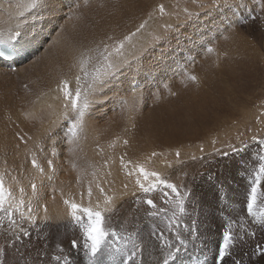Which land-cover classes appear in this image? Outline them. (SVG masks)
Instances as JSON below:
<instances>
[{"label":"rangeland","instance_id":"374dc122","mask_svg":"<svg viewBox=\"0 0 264 264\" xmlns=\"http://www.w3.org/2000/svg\"><path fill=\"white\" fill-rule=\"evenodd\" d=\"M12 1H14V3H16V4L18 2H23V0H21V1L20 0H12ZM12 1L11 0H10V2H9V0H3V1L1 0L0 1V20L5 19L4 17H9L11 12H12L11 15H14V13L18 12V10L15 9L16 4H13V3L11 4ZM69 1H70V3L66 6V9L69 12H70L69 9H71L73 12V9L75 8L76 2H75V0H73V1L69 0ZM80 1H81L80 4L84 3V0H80ZM92 1L93 0H89V3L87 6H91ZM116 1L117 0H115V2H114V0H102V2H112L113 4L119 5V7H120L119 11L125 15L124 18L121 19V20H123V21H121V23L126 22L125 24H127V25H125V24L123 25V23L121 24L120 22H119V24H117V22H114L113 20H110L109 22L106 21L105 22L106 25L104 24L103 25L104 27L102 26V30H103L102 33L105 36H103L101 33V35H102L101 39H105L106 36H108V35L119 37L123 33L124 34L127 33L126 31H128V32L130 30L133 31L134 27L136 29V27L143 21V19L144 20L148 19V13L149 12L153 11L152 13H153V16H156L155 17L156 20L153 19L154 17L152 16V19L154 22V25H152L153 24V23H151L152 19H148L149 24L146 25L145 29L141 30V32H140L141 34L137 33L136 37L133 38V43L137 45V48L135 50L130 48L131 50L129 49V54H131L133 51H138L140 49V47H142V46L148 48V51L145 52L141 56V58L139 60L140 63L133 61L131 65L133 67L135 66L134 69L132 66L125 68V70H124L125 75L120 77L119 82L113 83V85H115V84L116 85L114 87H113V85H111L112 86V87L110 86V89L112 88L111 90L105 89L107 92L104 91V95H106L107 93L110 94V96H109L110 99H108L106 101L107 104L105 103L106 108L104 107V105H103L104 103H103L102 105L96 104V105H94V107H92L91 110L93 112L96 111L95 113H97L98 111H100L97 114H94V113L90 114L91 113V110H90L89 114L96 116V120H95L96 122H93L94 125H102L101 123L103 121H101V119L100 120L97 119V118H100L99 115L102 112L106 113L105 116H108L110 114V112L111 111L114 112L115 109H116L115 112H118V110H119V113L120 112L129 113V111L132 110V111H134L131 114V116L133 115L132 118L137 114L136 122L135 121L131 122L130 123L131 125H130L126 121L127 119H124L125 116L127 117V115H125L123 113L124 114V116H123L121 113L120 118L122 119L124 117L123 118L124 120L123 121L119 120V121L115 122L113 125H111L113 130H115L114 128H116V125L117 126L119 125L117 128L120 127L122 129H121V131H118V132L120 133V132L125 131L127 133V132H130L132 130V129H130L132 125H135L138 123V121L143 120V117L145 115V114L143 115V113H144L145 109L150 108L151 111H161L160 105H163L161 103H164V102H165L164 108L166 109V105L170 104V101H173L174 99H176L178 97L176 95V93H177L176 91H178L179 88L177 89V87L181 86L184 89L186 88V90H188V89L192 90V88H193V91L195 90L197 92V90H199L200 92L202 91L207 95H210V93H209L210 90H208V89H209V86L211 87V85L214 88L216 87L215 89L213 88L214 90H216V93H218L219 89L222 88V92L220 91V93H219L221 95L224 93H227L228 92L227 88H229L228 90H230L229 91L230 93H228V94H230V96L228 95V97L229 98L232 97L233 100H237V99L241 98L244 94L248 93V91L241 89V86L238 88L231 87L232 84H230V82L228 83V81L232 79L231 74H234V76L237 75V81L240 83V85L252 80V79H250L252 73L255 74V76L257 77V78L255 77L256 80L252 81V83H251V84H253L252 86H255L254 87L255 91H253V93L255 92L257 97L253 98L254 94H252L249 97L250 106H251L250 111L252 113L251 114L252 116L249 115V117L251 116V118H254V119L250 120L249 123L244 122V123L240 124V123H235V121H233L234 125L228 124V125L218 126L219 128H222V130L219 132H215L213 137L209 138L210 149H208L207 146L201 145V146H203V152H201L200 149H191L185 145H177V146H175V148L172 146H168L159 152H158V150H156L157 152L154 151L157 153L156 156H150L151 153H153V152H151L149 154L150 160H148V163L145 164V166L149 171H156V172L161 173L162 177L169 179L172 183H175L177 185L187 186L188 188L192 189V195L189 198L190 200L187 199L185 201V209L186 210L181 215V217H182L181 222H180L179 228L177 229V231L180 232V238L182 237L181 239L185 241V243L183 244L184 247L180 246L181 251L176 254L177 256L175 257V259L177 257L178 258L176 260L175 259L169 260V264H191V262L193 264H220V262L217 259H214L217 246L212 247V248L208 247L207 249H203L202 248L203 243L200 241L205 240L204 234L206 235V231L204 232V227L207 226L209 220H211V217L213 218V217L217 216L218 213L220 212V210H221L220 202H226L232 208L230 207V209H229V212L231 211V213H229L230 217H229L228 221L227 220H225L223 222L221 221L218 224V226L220 225L219 227L218 226L216 227V225L212 226V229H215L214 234L216 233V235H214L213 237L218 236L217 237L218 243L221 242V240H222V229L227 227V224L230 221V219L237 221V223L233 225V229H234V231L240 232L239 220H237L234 217V214L236 213V210H234L236 205H235L233 197L236 194L239 195L238 198L241 200V206L238 209L240 217H244L247 221L245 228H246V230L255 231L256 236L250 237V236H247L245 233H241V234L245 235V241L246 242L237 243V246L233 250V256L230 258H226V264H234L235 261H242V264H264V260H263L264 258H261L259 255H256V256L252 255V251L257 244L264 246V230H262L260 228V226L252 224L251 217L247 216V208H246L247 193H248L249 188H250L251 177L248 175V172L245 171L244 168L239 163V161L241 160V157H243L244 159H250L252 161L257 160L258 157H257L256 153L258 151H260V146L256 142H251L245 153H241L240 155L230 153L229 157L217 156L214 153L211 156L208 155L209 153H212L213 147L220 148L222 151H227L228 150L227 144H229V143H232V144H235L236 146H239L241 139L245 140V141H249L250 138L254 134L259 136V137H264V122L262 121V117H264V22H261L259 20H257L256 22L251 21L247 15L245 8L239 7L240 5H246L247 8H258L259 7V0H226L227 4H230L234 8L238 9V11H239L240 15L243 17V19L248 21V23H246V24L239 23L237 17L233 14L232 9L223 6L225 0H221L222 7L218 8V9L217 8L210 9L208 7V5L213 2V0H160V1L159 0H147V1L146 0H134L135 3H138L139 5L142 4V5L140 7H138L139 6L138 5L137 6L138 9L135 6H134L135 9L129 8L130 10L132 9V11H133V12L131 11L132 14L130 11H128L126 6L122 7V5H121L122 0H118L119 2L118 1L116 2ZM156 1L157 2L159 1V2L157 3ZM3 2H4V4L6 2L9 4L8 5L5 4L6 5L5 6V5H3ZM145 3H148V4H145ZM122 4H124V3L122 2ZM158 4H163L165 6V9H166L165 15L161 16L159 14L158 9L156 8V6ZM9 5L10 6L12 5L16 11L14 12V9L12 8V6L10 7L11 10L8 9V10H10V11H8L7 8L9 7ZM142 6H144V8H141ZM171 6H173V7L171 8ZM184 6L186 8H188V10L190 12L199 13V16H194L191 20H186L185 14L182 11ZM152 7H154V8H152ZM3 9H6V10H3ZM144 9H147V10H144ZM175 9L178 10L177 11L178 13L176 12ZM135 10H136V12L139 13V15L138 14H137V16L135 15L136 14ZM171 11L173 12L174 15L172 14ZM133 13H135V14L133 15ZM141 13L144 14L143 18L141 16ZM25 14H27V13H25ZM169 14H170V16H169ZM252 14L257 15V13L255 11ZM260 14L264 15V13H260ZM67 15H70V13ZM129 15H133V16L130 18ZM180 15H182V16H180ZM178 16H179V18H178ZM16 17H18L17 19L22 18V17H19L18 15ZM137 17L139 18V20L138 19L137 20L140 22H138L136 20ZM167 17H168V19L171 17L174 20L176 18L177 21L173 20L174 21L173 22L171 20V18L169 20H167ZM141 18H142V21L140 20ZM133 19L136 20V22ZM180 19L182 22L180 21ZM130 21H131V24H130ZM155 21H157L156 24H155ZM108 23L110 26L107 25ZM165 24H172L173 27L171 29H168L167 31H165V29H164ZM114 25H116L117 27ZM149 25H150V28L148 27ZM161 26H162L163 32L158 31L159 27H160L159 30H161ZM120 27H121V29H120ZM151 28L155 29V30H150ZM154 31H157V32L154 33ZM107 32H108V34H107ZM149 32H151V33H149ZM153 33L154 34L163 33V38L160 41H157L156 43L153 44V43H151L152 42L151 36L154 35ZM158 34H156V35H158ZM146 35H148V37H146ZM225 37H228V39H225ZM148 39H150L151 41ZM163 40H165V41H163ZM139 41H141V43ZM144 42H146L145 43L146 45L144 44ZM208 45H212L215 48V51L212 53H208L206 50ZM238 47L240 49L242 48L241 51L238 49ZM245 47H246V49H245ZM245 50H247V51L244 52ZM152 51H154L156 54H154V52H152ZM225 53H226V55H225ZM151 54H153V55L150 56ZM159 54L161 56H158ZM219 59H221V60H219ZM204 60L206 62H208L209 65L207 63H205ZM155 61H156V63H154ZM203 61H204L205 66L202 63ZM226 61H227V63H225ZM229 61H231V62L233 61L230 64V66L224 65V64H228ZM148 62H149V65H148ZM160 63H161V65H160ZM137 64H139V65H137ZM151 64L152 65L154 64L153 65L154 69H153ZM206 64H207V66H206ZM220 64L222 65V67ZM146 65H147V67H146ZM155 65L157 68L160 65L161 69H160V67L158 69H156ZM200 65L202 67H199ZM196 66H198V67H196ZM141 67L144 69H142ZM218 67H221V68L219 69ZM67 68H68V66L65 67V72H67L69 70V68H68V70H67ZM148 68H150V69L148 70ZM201 68H203V69L201 70ZM5 69L6 70H3L2 72L0 71L1 72L0 76L6 78V80H4V82H3V78L0 77V86H1L0 87V93L4 92V90H5V92L9 91V92H7L6 96L7 97L10 96L11 98L10 97L7 98L6 96H4L5 92L2 93L3 95L2 94L0 95V109H1L0 112H2L1 118L5 122V127L0 128V129H3V130L5 129V131H6V128L8 130V127L10 129L9 132L4 131L2 133H7L8 135H10V132H11V136H10L11 149H13V147H14L15 151L13 149L12 152L11 151L9 152V155L11 156L9 158V160L11 159L10 161H12V160L15 161V162L12 161L14 163V165H13L14 169L16 168L15 165H17V164L20 165V164L24 163V167L27 168L28 170H31V165L28 163H25L23 161V158H22L23 152L21 151V148L23 146L20 149H16V147H15L16 144L19 143L18 140H17V142L15 141L17 139L14 136L15 133L19 132V131L20 132L23 131V129H24L23 125L25 124V123L22 124L23 121H25V122L28 121L27 123L30 122V120L26 119L24 117V115L22 114L23 111H22V113H20V111H21V110L19 111V109H21L20 106L23 104L22 110L25 109L24 111L26 112L28 109H30L28 112H34V113L37 112L36 108H44V109H42L43 110V118L45 117V119H43V122L47 125L46 122L55 120L53 117L54 112H51V111L54 109H57V107H59L60 104H59V102H54V101H53L54 103H50V101H52V100H51V98L48 97V98H44V99H47L45 101H49L50 105L51 104H56V105L59 104V105L57 107L55 106L54 108H53L54 105L53 106L51 105L53 109L45 108L46 107V106L44 107L45 101L43 99L44 105H42L41 104L42 101H40L38 103L40 105L39 106L36 105L35 109L26 107L25 106L26 104L24 105V103L26 101H27L26 103H28L29 100L34 99V97H37L36 95H34L35 90H36V89H34V86H36L35 83L41 81V77L39 76V73L34 70L31 73V74H33V76H32L33 79L27 80L28 77L32 78L31 74L28 77H23L22 75L20 76L19 73L16 74L17 71L12 70V68L9 66H6ZM214 69H215V71H214ZM126 70H128L130 72H128V71L126 72ZM157 70L159 71V73ZM220 70H221V73H219ZM6 71H7V74L6 73L4 74V72H6ZM217 71H219V72L217 73ZM140 72H142V73H140ZM185 72L197 76V78H198L197 81H191V80L187 79ZM198 73L201 75L198 76L199 75ZM68 74L69 73L66 74L68 77H69V75L71 76V74H69V75ZM156 76H157V78H156ZM205 76H208L209 79L204 78ZM129 77L134 78L135 80L129 79ZM165 77H167L169 79H167ZM24 78H25V80H24ZM58 78H60V77H58ZM10 79H13L12 80V81H14L13 84H11L12 81ZM69 79L71 80L70 77H69ZM207 79L210 80L209 82L212 83L211 85H209L210 83L208 82ZM9 81L11 83H9ZM214 81H215V83H214ZM131 82H132V84H131ZM220 82H222V83L224 82V86H225V83H226V85L228 83V84H230V87H229V85H227L228 86L227 88L225 86L226 91L224 89V92H223L224 86H222L223 84H221ZM25 83L27 85L29 84L28 88L24 87ZM118 83H121L122 86H120L121 84H118ZM207 83H208V85H206ZM217 83H220V85ZM231 83H232V81H231ZM6 84H7V86H5ZM129 84H131V86ZM8 85L9 86L13 85V86L12 87L10 86L11 88L10 87L8 88ZM172 85H173V87H172ZM216 85H218V87ZM30 86H32V87H30ZM70 86L74 89V86H75L74 80L70 81ZM128 86H130V87H128ZM219 86H222V87L219 88ZM29 87L32 88V93L30 92L31 89H29ZM204 87H207V88H204ZM2 88L3 89L5 88V89L3 90ZM173 88H175V89L173 90ZM230 88H232V89H230ZM23 89H26V90H23ZM117 89H118V91H117ZM135 89H136V91H132ZM139 89L141 91H139ZM213 89H211V90H213ZM256 89H257V91H256ZM1 90H3V91H1ZM13 90L14 91L16 90L15 91L16 93H14ZM10 91H11V93H10ZM17 91H19V93ZM20 91L21 92L23 91V93H21ZM25 91H26V93H25ZM205 91H207V92H205ZM28 92H30L31 97L28 96V94H29ZM133 92H134V94H133ZM146 92H148V93L146 94ZM24 93L26 94V96L23 95ZM173 93H174V95H173ZM213 93L215 96L213 95ZM213 93H211L213 97H216V96L218 97V95L215 94V91ZM32 94L34 95L33 97H32ZM111 94H112V96H111ZM116 94H121V95L123 94L122 96H124V97H122L121 95H120L121 97H118ZM124 94H126V96ZM19 95L21 97L23 96L24 99L21 97L20 98L23 100L18 98ZM129 95H130V98L132 96L131 99L127 98V97H129ZM221 95H219V97ZM12 96L13 97L16 96V99H18V100L20 99V100L18 101L15 98H12ZM98 97L102 98L100 96H98ZM115 97H117V98H115ZM133 97L136 98L135 100L138 99L137 101H135V103H134ZM164 98H166V99H164ZM95 99H96V97H95ZM111 99L112 100L115 99V101L117 103L115 104V102L112 101ZM118 99H120V100L118 101ZM127 99H128L127 105H123V103H121V102H123L125 100L127 101ZM139 99H140V102H139L140 104L137 103L139 101ZM249 99H247V100H249ZM251 99H254L253 100L254 102L252 101V103H251ZM141 100H143V101L141 102ZM13 101H14V103H13ZM18 102H20V103H18ZM129 102L131 104H133V105L135 104V105L134 106H132L131 104L128 105ZM173 103L174 104L172 107H169V105H167V109L169 107L168 110L166 109L168 112H170L169 110L174 109V107H177V106L181 107L180 104H182L183 102L181 100L180 101L176 100ZM222 103H224V101ZM46 104H47V102H46ZM112 104H114V105H112ZM253 104H255V105H253ZM227 105H228V102L226 103V107H227ZM27 106H30L29 103ZM100 107H101V109H99ZM131 107H133V108H131ZM14 108L18 109L17 112L14 111ZM96 108H98V109H96ZM7 109L9 110V112ZM10 109H12L15 113L10 114L11 112H13L12 110L10 111ZM33 109L35 111H33ZM61 109L63 112L64 109L62 107V103H61V108L59 110L60 113H62ZM107 109L109 112L107 111ZM211 109H214V107ZM222 109H225V108L223 107ZM45 110H47L50 113H48ZM219 110H218V112L224 111L221 109H219ZM39 112L41 113V109ZM39 112H38V114H39ZM261 112H263V114ZM46 113L48 114V116H46L47 115ZM60 113H57L56 117L59 116ZM241 113L244 114L245 112L244 111L239 112V114H241ZM138 114H139V116H138ZM259 114H262V115L260 116ZM69 115L71 116L73 114L69 113ZM12 116H13V119H12ZM39 116H40V114H39ZM161 117L162 116H160V118ZM19 119L22 121L20 122ZM47 119H48V121H47ZM159 119L156 118V121ZM258 119H261V121H259ZM90 124H92V123H90ZM120 125H123L124 130H123V127ZM17 126L20 128H17ZM85 126H86V124H85ZM111 126L109 125L108 127L107 126L106 127H107V129L110 127L109 128V130H110ZM66 127H67V122L63 121V120H61L58 123V126L54 127L53 133H55L56 130L60 131V134L57 131L58 137L56 135H53V139H56L55 147L57 149L58 155L56 157H51L49 155V158L53 159L56 171L54 174V178L51 181H49L47 179H46L47 181H45V180L43 181V184H45L44 185L45 187L40 192L41 198L39 199V202H38L40 206L46 204L48 206V208H50V210H48V214H50L51 216L49 217V220L47 222H38V224L35 226H33V225H31L25 221L22 224V226L24 228L28 229V231L30 232V235L29 236H21L20 239L14 240V238L11 236L10 232L7 230V225H8L7 218L3 217V214L0 213V249H3V251L0 252V264H59V262H57L56 260L53 259V257L56 255H61V256L68 255V256H70L72 261H73V264H88V258H86L87 256L85 255L84 250L82 248H80L79 250L71 248V244H70L71 240L77 239L78 241H80V239H81V234H80L79 229L73 228L68 223L67 217H65V218H61V217L59 218L58 217L59 219H57V217L54 216L55 212H52V208L56 204V205H61L62 208L64 209L63 211L66 212V214H67V210H66L67 208L63 204V199L67 198L68 193L65 192L64 194H66V195H64V197H61V192H59V191L64 192V190H66L69 192L72 189L74 191L75 187L78 189V187L81 185L80 186L81 190H79L80 189L79 188L77 192H79V191L85 192L87 189L86 183H88L87 181L89 180L88 176H90V174H89L86 177L85 173L88 174L87 173L88 171H86V169L92 168L91 165L93 166V162H96V160H97L95 158V156H94V158L96 160H94L92 158L93 161H91L92 160L91 158L85 159L82 157L85 160H87V159H88V161L90 160L91 165L89 167V164H90L89 163L87 165L88 167L84 166L86 169L83 167L85 170V173H83L84 172V170H83V172H82L83 174H81V175L82 176L85 175V176L83 178L81 177V179L83 181L82 180H80V181L84 184H82L80 182V185H78V187L75 186L74 184H77V177L75 180V177L72 175L74 174V171H76L77 175H80L79 172L82 170V168L80 169V171H78L79 169L77 168V165H79L78 162H80L83 166L85 160H82L81 157H79V159L76 157L75 158L76 160H75L74 157L69 156L70 155V153L68 152L69 146L66 143V141H64L62 139L64 136V131L66 130ZM106 127H104V128L103 127H99V128L97 127L94 129L95 131L93 130L91 132L92 137L94 139V142L92 143V145L96 144L93 146L94 148L91 149L92 151H94V154H96V152L99 151L100 155H102V152H104V149H102L103 147H101V145H99V140L103 141L105 139L108 140L110 138L109 135L111 133L107 134L108 132L106 131L107 130ZM34 128L35 127L33 126L32 132L34 131ZM117 128H116V131L120 129V128L119 129H117ZM103 129L106 132H104ZM88 130H89V128H88ZM88 130L85 129L83 135H85L88 132ZM99 132H100V134H99ZM103 133H105V134L103 135ZM98 136H99V138H98ZM95 138H97V139H95ZM103 138H105V139H103ZM82 139H85V138H82ZM82 139H80V141H79V146H78L77 150H82V148L84 146ZM213 140L217 141V143L215 145L212 144ZM83 141H85V140H83ZM101 141H100V144H101ZM60 142H61V145H59ZM45 145H46L45 151L50 153V149L52 147L51 142L46 141ZM61 147L64 148V150H66V153L60 155L59 152L63 151L61 149ZM16 150H18L20 152V156H19L20 158L16 156V153L18 152ZM177 151H179V153H180L179 157H177V155H176ZM11 154L14 155L16 158L13 157ZM104 154H106V153L104 152ZM193 155L198 157V159L192 160L191 157ZM171 156H174V157H171ZM62 157H63V159H62ZM201 157H203V159H200ZM145 158H146V156H144L143 158L141 157V160L143 161V163H145ZM58 160H60L61 162H59ZM2 161H4V160H2ZM21 161H22V163H21ZM1 162H0V170L3 169V163L1 164ZM136 162H138V161H136ZM65 164L66 165L69 164V167L67 165L68 171L70 172V169H71L73 174H70L71 172L69 173L67 171ZM73 164L76 165V168L78 170L77 169L74 170V168L72 167ZM81 164L79 165L80 167H81ZM96 164H98V162ZM96 164L94 163V165H96ZM60 165L62 166L63 170H61L59 168ZM169 165H171V166L169 167ZM181 165H182V167H180ZM13 166L11 165V167H13ZM96 166H98V165H96ZM96 166H93L92 170L96 169V168H94ZM223 167H224V169H223ZM251 167H252V165L250 164L248 166V168L251 169ZM46 170L47 171L49 170V172L51 171L50 169H47V168H46ZM89 170H91V169H89ZM99 170L100 169L98 167H97V170H93L96 172V179H99V177H98L99 172H100ZM57 171H58V173H56ZM67 172H68V174H67ZM14 174L15 173H12V171H11V175H14ZM62 176L63 177L66 176V179H67V177H68V179L66 180L65 178L64 179L61 178V180H60V177H62ZM57 177L59 178V181L55 182L56 179H58ZM71 177H74L73 179L76 182ZM85 177L88 180L87 179L84 180ZM134 177H135V175H133L132 177H129L127 175L123 176V183L127 184V185L131 184L132 179ZM210 177H215V179L214 180L210 179ZM91 178H92V176H91ZM91 178H90V180H92ZM69 179H70V181H69ZM24 180L26 181V182L24 181V185L26 186V193H27L26 197L28 198V196H30V194H31V191H30V188L27 187V184H28L27 177H25ZM64 180L67 181V187L70 186L72 188V186H73V188L71 189L68 187L69 188L68 189L66 187V183H63V182H65ZM60 181H61V183H60ZM37 183L39 184L40 181L38 180ZM55 183H57V184L55 185ZM62 183L64 184V187H63ZM49 184H51V185H49ZM54 188L56 189V191L53 190ZM215 189L218 191L217 192L218 197L216 195L213 196L211 194V192H213ZM76 190L74 192L73 191H71V192H73V194H75L74 196L77 198L78 193L76 192ZM260 190L264 191V179H262V184H261ZM164 191H167L169 193V195L167 197L168 199H171L174 196V194L171 193L170 190L164 189ZM56 192L58 195L55 194ZM205 192H207V193H205ZM85 194H86V192H85ZM203 194H205L207 201L205 200L204 202H202L201 199L204 198L202 196ZM137 195L142 196L143 194L139 193ZM97 196H99V194L93 192L92 199L94 197L96 199ZM26 197H25V199L27 200ZM53 197H55V199H53ZM85 198L87 199L88 197L87 196L84 197L83 198L84 201L80 204L83 207H89V205H90V203L88 202L89 198L87 199V202H86ZM148 198H151L154 200L158 209H159V207L160 208L172 207V205H170V204H165L164 198H163V191L157 190L156 192L150 193V194H148ZM208 198H210V199L208 200ZM211 198H213V199L216 198L215 200L217 201V206H219V204H220V206H219L220 210H218V207L214 206V205H212L210 207L207 206L206 203L210 202ZM135 199L136 198L134 196L131 198H128L127 199L128 201L126 200L118 208L116 207V211L114 213L110 214V225L112 227H115L117 229V231L121 234V236H127L129 233H131L130 232L131 230L126 232L125 230H128V229H123V227L125 225H127V227L130 229L131 226L134 224L136 226V227H134V229L137 228V232H138V229L140 231V232H138V234L136 233V235H135L136 237H138L137 243L142 244L143 238H146V235L150 232L152 233L153 230H150V231L148 230V233H146V231L141 232L142 231L141 225L147 224L148 222H149L148 224H154L153 222L155 221V223H156V219L158 220V217H160V216H161V218H164V222H165V217H163V213H160L158 216L151 218L150 216H148L146 214L148 212V210H147L148 205H146L144 203L137 204L135 202ZM96 200L94 203H96ZM84 202H86V204H84ZM94 203H93V205L95 206ZM87 204H88V206H87ZM93 205H90V206H93ZM215 205H216V203H215ZM32 206L34 209H36L38 207L37 201L35 199L32 202ZM23 211H25L26 212L25 215H27L26 209H24ZM151 211H156V209H151ZM134 214L137 217H135ZM39 215H40V213H39ZM106 215H109V214H106ZM15 218L19 222L20 212L18 215H15ZM54 219H56L57 221L56 220L53 221ZM130 222L133 224H131ZM138 222H140V224H138L139 226L137 225ZM154 226H155L154 231L159 232V230H161V228H159L157 225H154ZM180 228H181V230H180ZM182 228L184 230H182ZM134 229H133V231H134ZM182 231H185V232L187 231V232L182 233ZM144 233H145V235H144ZM192 235L194 238L192 237ZM167 236L169 239L172 238V236L175 239V232H169ZM109 239H112V238L110 237ZM174 239L173 238L171 239L173 243L176 242L173 245H179V243H178L179 241H177L176 239H175L176 240L175 241ZM192 239L194 241H192ZM218 243H217V245H218ZM57 245H59V248L57 247ZM115 246L116 247H125L124 241L123 240L117 241ZM128 247H130V245H128ZM61 248L63 249V252L60 251ZM164 251H166V252H164ZM168 251L169 250L166 248L159 247V250L157 251L158 257L153 258L152 256H150L152 258H149L150 260L147 259L146 263L147 264H163L162 262L165 259V255H166L165 253H167ZM100 259L102 260L103 264H112V257L107 253L104 254L103 256H101ZM162 259H163V261H162ZM153 260H154V262H152ZM180 260L182 262H180ZM75 261H76V263H75ZM260 261H263V262L260 263ZM143 264H145L144 260H143Z\"/></svg>","mask_w":264,"mask_h":264},{"label":"snow or ice","instance_id":"6c2138e0","mask_svg":"<svg viewBox=\"0 0 264 264\" xmlns=\"http://www.w3.org/2000/svg\"><path fill=\"white\" fill-rule=\"evenodd\" d=\"M89 0H84V5L87 6ZM44 6V0H23L18 2L15 7L18 10L17 15L19 17L25 16V13L31 16L33 21L42 19L39 15V10ZM224 7L231 8L233 14L237 17L238 22L242 24L248 23L243 19L237 8L227 4L226 0L223 4ZM81 5L77 3L76 9H79ZM210 9L221 8V0H213L208 5ZM240 8H245L249 19L253 22L257 20L264 22V0H259L258 8H247L246 5H240ZM156 8L161 16L166 14V9L163 4H158ZM155 11V10H154ZM185 14L186 20H191L194 16H199V13L190 12L188 8L182 10ZM257 15H253V12ZM72 10H70L69 18H72ZM153 13H148V19L152 18ZM77 19L80 17L77 16ZM26 23L27 21H22ZM148 24V20H143L135 29V31H129L121 36H106L105 39H101L98 42H94L92 46H81L76 49V54L73 57V63L69 67L71 73V80H74V89L70 86V79L67 75H61L57 81V90L63 94L62 107L64 111L57 116L56 120L49 123V127L43 128L41 134L37 137L29 135L27 132H16L15 136L20 143L16 144V149H20L23 146V161L31 165V170L24 167V163L17 166L18 174L11 175L13 169L8 165V161H3V169L0 170V213L8 220L7 230L11 236L16 239H20L21 236H29L30 232L24 228L22 224L27 223L35 226L38 222H47L49 220L47 205H39V199L41 198L40 192L45 187L43 181L45 179L51 181L54 178L55 166L51 157L58 155L55 147L56 140L53 139V126L59 123L61 120L67 122L66 130L64 131L63 140L68 144V152L73 153L79 146V141L84 134L86 116L95 104H103L109 99L104 95L105 89L110 90V86L119 82L120 77L125 75V68L130 67L133 61L139 62L141 56L148 51L147 47H140L138 51H133L129 54V49L135 50L137 45L133 43V38L137 33H140L142 29H145ZM21 27L17 24V30L11 32L7 39L0 38V45H6L9 56L20 54L26 44L31 41L24 40V34L18 29ZM64 26L62 25L61 28ZM173 27L172 24H165L164 29L167 31ZM163 38V33L154 34L152 37V43H156ZM228 39V37H225ZM23 41V43H22ZM15 42V43H12ZM207 52L212 53L215 48L212 45H208ZM4 52L0 51V56H3ZM226 55V53H225ZM72 69H76L75 72ZM187 79L191 81H197V76L185 72ZM28 88V85H24ZM174 95V93H173ZM100 96L102 98L95 99ZM39 99V97H37ZM123 105H127V101H123ZM50 108L51 105H48ZM72 113L73 115H69ZM26 119L29 120H41L43 125V111L38 117L34 112H23ZM135 125H133L134 127ZM239 139V138H238ZM45 140L51 142L50 153L45 151ZM251 142H256L260 146V151L256 153L258 159L252 161L250 159H244L241 157L239 161L240 165L248 172L251 177L250 188L247 193V216L251 217L252 224L260 226L264 230V191H261L262 179H264V137L253 135L249 141L240 140L239 146L229 143L227 144V151H222L220 148L213 147L211 156L213 153L221 157H229L230 153L240 155L245 153ZM124 143L127 145L128 141ZM216 140L212 141L215 145ZM200 151L203 152V146ZM17 156L20 155L18 151ZM157 153H151V156H156ZM177 157L180 153L177 151ZM192 160H197L198 157L193 155ZM200 159H203L201 157ZM150 160V157L145 158V163ZM47 164V171L45 164ZM105 160V164H107ZM145 163L133 162L131 160L125 162L123 156L120 158L121 167L125 170L127 176L132 177L135 175V185L137 191L142 193V196H138L136 192L132 195L136 198L137 204L144 203L150 207V209H156V211H148L146 214L150 217H155L160 213H164L165 224L168 232H175V239L179 241V245H173L171 239L165 234V231L159 230L151 233L158 241H160L161 247L167 248L169 251L165 255L163 264H169V260H174L176 254L181 251V247L185 241L180 238V233L177 231L181 222V215L185 212V201L192 195V189L187 186L177 185L172 183L169 179L162 177L161 173L156 171H149L145 167ZM252 165L251 169L248 165ZM131 165V167H129ZM76 167L75 164L72 165ZM171 165H169L170 167ZM110 174V173H109ZM27 177V187L30 188L31 195L25 199L26 186L24 185V179ZM215 179V177H210ZM40 181L38 184L37 181ZM77 184L80 185V176H77ZM93 185L98 190L99 196L97 197L95 206L83 207L77 203L74 199V194L68 192L67 198L63 199V204L67 208L68 223L80 231L81 239L71 240V248L79 250L82 248L85 255L88 258V264H103L100 259L104 254H109L112 257V264H143V245L138 244L133 239L132 233L127 236H121L115 227L110 225V214L116 211L115 193L109 195L105 188L96 179V172H92V180L87 183L86 195L91 199L93 197ZM127 188V184L124 185ZM164 189L170 190L174 196L168 199L169 193ZM55 190V189H54ZM157 190L163 191V198L165 204L172 205L171 209L159 208L153 199L148 198V194L156 192ZM18 193V194H17ZM64 192L61 191V197H64ZM83 198L84 191L79 193ZM37 201L38 207L33 208V200ZM55 199V197H53ZM22 209H26L27 215H25ZM42 209L44 215H39V210ZM169 211L171 214L168 215ZM20 212L19 222L15 218V213ZM109 214V215H106ZM236 220H230L227 227L222 232V240L217 245L216 254L214 259H217L220 264H226V258L233 256V250L237 246V243L246 242L245 233L247 236L255 237L256 232L252 230H246L245 225L247 221L244 217L239 218L240 232L234 231L233 225L236 224ZM112 239H109V238ZM123 240L125 247H116L117 241ZM130 245V247H128ZM59 248V245H57ZM3 249H0L2 252ZM63 252V249H60ZM252 255H259L264 258V246L257 244L252 251ZM59 264H73V261L68 255H56L53 257ZM234 264H242V261H235Z\"/></svg>","mask_w":264,"mask_h":264},{"label":"bare ground","instance_id":"6f19581e","mask_svg":"<svg viewBox=\"0 0 264 264\" xmlns=\"http://www.w3.org/2000/svg\"><path fill=\"white\" fill-rule=\"evenodd\" d=\"M1 1V0H0ZM3 1V0H2ZM12 1V0H11ZM21 1V0H20ZM73 1V0H72ZM118 1V0H117ZM116 1V2H117ZM147 1V0H146ZM160 1V0H159ZM158 1V2H159ZM5 2V1H4ZM4 2H3V5H5V4H9V3H5L4 4ZM9 2H10V0H9ZM75 2H76V4L77 3H81V1L80 0H75ZM114 2H115V0H114ZM119 2V1H118ZM121 2V1H120ZM122 2L125 4H122ZM122 2H121V5H122V7L123 6H126L127 7V9H128V11H132V9H135V7L137 8V6L139 5L138 3H135V1L134 0H122ZM157 2V1H156ZM157 2V3H158ZM181 2V1H180ZM16 4V3H14V1H12L11 2V4ZM70 3V1L69 0H44V6H43V8L42 9H40L39 10V15L42 17V19H38V20H35V21H33L32 19H31V16L30 15H28V14H25V16L24 17H22L21 19H17L18 17H16L17 16V13H14L16 10L13 8V6H12V8L14 9V15H11L12 14V12L10 13V15H9V17H4L5 19H2V20H0V38H3V39H7V37L11 34V32H14V31H16L17 30V24H20L21 25V27L18 29L19 31H21L23 34H24V40H26V41H31L30 43H28V44H26V46L24 47V49L20 52V54H17V55H15V58L14 59H11L10 61H6V60H3V59H1L0 58V71L2 72L3 70H6L5 68H6V66H10L9 64H11V65H17L16 66V74L17 73H19L20 74V76L22 75L23 77H28L34 70L35 71H37L38 73H39V76L41 77V81L40 82H37V83H35L36 84V86H34V89H36L35 90V93H34V95H36L37 97H39V99H37V97H34V99H31V100H29L28 101V103H29V105L30 106H27L28 105V103H24V105L26 106V107H29V108H36V105H40V104H38L40 101H42V105H44L43 103V99L44 98H51V100L52 101H50V103H54V102H59V104H60V106L59 107H57L58 105H56V104H51L52 106H53V108L56 106L57 107V109H54V110H52L51 112H54V119L56 120V115H57V113H60L59 112V110H60V108H61V103H62V100H63V94L61 93V92H59L58 90H57V81H58V77H60L61 75H66L67 73H69V74H71L70 72H69V70H68V68L70 67V65L73 63V57H74V55L76 54V49L77 48H79V47H81V46H92L93 45V43L94 42H98V41H100L101 40V36L103 35V36H105L102 32H103V30H102V26L105 24L106 25V21H110V20H113L114 22H117V24H119V22L121 23V21H123V20H121L122 18H124V14H122V12H120L119 10H120V7H119V5H117V4H113L112 2H102V0H93L92 2H91V6H85L84 5V3H82V4H80L81 5V7L79 8V9H76V8H74L73 9V12H72V18L70 19L69 18V16L70 15H67V14H69L70 12L66 9V6L68 5ZM155 3V2H154ZM156 3V4H157ZM145 4H148V3H145ZM144 4V5H145ZM172 4V3H171ZM170 4V5H171ZM142 5V4H141ZM141 5H139L138 7H140ZM183 5V4H182ZM185 5V4H184ZM6 6V5H5ZM10 5H9V7L7 8V10L8 9H10L11 10V7ZM135 6V7H134ZM148 6V5H147ZM146 6V7H147ZM125 7V8H126ZM134 7V8H133ZM145 7V8H146ZM173 6H171V8H172ZM124 8V9H125ZM129 8H132L131 10L129 9ZM141 8H144V6H142ZM152 8H154V7H152ZM184 8H185V6H184ZM106 9V10H105ZM126 9V10H127ZM138 9V8H137ZM2 10V9H1ZM3 10H6V9H3ZM10 10H8V11H10ZM69 10H71V9H69ZM142 10V9H141ZM140 10V11H141ZM144 10H147V9H144ZM152 10V9H151ZM176 10V12L178 11L177 9H175ZM138 11V10H137ZM143 11V10H142ZM174 11V10H173ZM180 11V10H179ZM4 12V11H3ZM125 12V11H124ZM129 12V13H130ZM133 12V11H132ZM132 12H131V14H132ZM144 12V11H143ZM153 12V11H152ZM170 12V11H169ZM172 12V11H171ZM5 13V12H4ZM7 13V12H6ZM9 13V12H8ZM126 13V12H125ZM128 13V14H129ZM136 13V14H135ZM135 13H133V15L135 14L136 16H137V14L139 15V13L138 12H136V10H135ZM156 13V12H155ZM168 13V12H167ZM178 13V12H177ZM172 14H173V12H172ZM176 14V13H175ZM133 15H129L130 16V18L133 16ZM143 15L144 14H142L141 13V16H142V18H143ZM174 15V14H173ZM183 15V14H182ZM182 15H180V16H182ZM77 16H79L80 18L79 19H77L76 17ZM153 16V15H152ZM169 16H170V14H169ZM168 16V17H169ZM184 16V15H183ZM89 17V18H88ZM135 17V16H134ZM140 17V16H139ZM154 18L153 19H155V17L156 16H153ZM168 17H167V20H169L168 19ZM142 18L140 19L141 21H142ZM178 18H179V16H178ZM181 18V17H180ZM183 18V17H182ZM139 20V18L137 17L136 18V20ZM152 19V18H151ZM153 19L151 20V23H153L152 25H154V22H153ZM134 20V19H133ZM136 20H134L135 22H136ZM137 20V21H138ZM144 20V19H143ZM148 20V19H147ZM156 20V19H155ZM171 20L173 21L174 19H172L171 18ZM175 20H176V18H175ZM174 20V21H175ZM184 20V19H183ZM205 20V19H204ZM22 21H27L26 23H23ZM125 21V20H124ZM171 21V22H172ZM173 21V22H174ZM177 21V20H176ZM179 21V20H178ZM180 21H181V19H180ZM138 22H140V21H138ZM156 22L157 21H155V24H156ZM182 22V21H181ZM123 23V25L126 23H124V22H122ZM121 23V24H122ZM163 23V22H162ZM161 23V24H162ZM168 23V22H167ZM176 23V22H175ZM130 24H131V21H130ZM148 24H149V20H148ZM158 24V23H157ZM185 24V23H184ZM64 26L63 28H61V26ZM107 25H109V23L107 24ZM125 25H127V24H125ZM137 25V24H136ZM110 26V25H109ZM108 26V27H109ZM114 26H116V25H114ZM134 26V25H133ZM104 27V26H103ZM106 27V26H105ZM117 27V26H116ZM149 28H150V25L148 26ZM152 27V26H151ZM154 27V26H153ZM156 28V27H155ZM220 28V27H219ZM120 29H121V27H120ZM130 29V28H129ZM159 29H160V27H159ZM158 29V31H161V32H163L162 31V26H161V30H159ZM102 30V31H101ZM133 30V29H132ZM134 30H135V27H134ZM133 30V31H134ZM150 30H155V29H150ZM157 30V29H156ZM131 31V30H130ZM178 31V30H177ZM126 32H128V31H126ZM153 32V31H152ZM155 32H157V31H154V33ZM165 32V31H164ZM101 33H102V35H101ZM149 33H151V32H149ZM153 33V34H154ZM107 34H108V32H107ZM124 34V33H123ZM141 34V33H140ZM156 34H158V33H156ZM121 35V34H120ZM143 35V34H142ZM179 35V34H178ZM139 36V35H138ZM151 36V35H150ZM187 36V35H186ZM205 36V35H204ZM146 37H148V35H146ZM151 37H153V36H151ZM105 38V37H104ZM146 39V38H145ZM219 39V38H218ZM138 40V39H137ZM148 40H150V39H148ZM171 40V39H170ZM212 40V39H211ZM151 41V40H150ZM163 41H165V40H163ZM201 41V40H200ZM140 43H141V41H139ZM12 43H15V42H12ZM22 43H23V41H22ZM146 42H144V44H145ZM152 43V42H151ZM166 43V42H165ZM169 43V42H168ZM174 43V42H173ZM229 43V42H228ZM236 43V42H235ZM142 45V44H141ZM146 45V44H145ZM233 45V44H232ZM238 49L241 51V49L238 47ZM245 49H246V47H245ZM131 50V49H130ZM247 50H245L244 52H246ZM131 52V51H130ZM152 52H154V51H152ZM243 53V52H242ZM154 54H156L155 52H154ZM164 54V53H163ZM153 54H151L150 56H152ZM158 56H161L160 54L158 55ZM157 56V57H158ZM201 56V55H200ZM162 58V57H161ZM165 58V57H164ZM145 59V58H144ZM160 59V58H159ZM158 59V60H159ZM219 60H221V59H219ZM161 61V60H160ZM205 61V60H204ZM204 61L202 62L203 64H204ZM145 62V61H144ZM150 62V61H149ZM149 62H148V65H149ZM152 62V61H151ZM210 62V61H209ZM220 62V61H219ZM233 62V61H232ZM231 61H229L228 62V64H224V65H227V66H230V64L232 63ZM140 63V62H139ZM146 63V62H145ZM154 63H156V61L154 62ZM170 63V62H169ZM205 63H207L208 64V62H206L205 61ZM225 63H227V61L225 62ZM165 64V63H164ZM207 64H206V66H207ZM135 65V64H134ZM137 65H139V64H137ZM141 65V64H140ZM152 65V64H151ZM150 65V66H151ZM154 65V64H153ZM153 65H152V67H153ZM160 65H161V63H160ZM160 65H159V67H160ZM209 65V64H208ZM219 65V64H218ZM221 65V64H220ZM68 66V68H67V72H65V67H67ZM132 66V65H131ZM204 66H205V64H204ZM203 66V67H204ZM212 66V65H211ZM210 66V67H211ZM133 67V66H132ZM135 67V66H134ZM134 67H133V69H134ZM139 67V66H138ZM137 67V68H138ZM146 67H147V65H146ZM145 67V68H146ZM155 67H156V65H155ZM158 67V68H159ZM196 67H198V66H196ZM199 67H202L201 65L199 66ZM214 67V66H213ZM221 67H222V65H221ZM221 67H218L219 69L221 68ZM8 68V67H7ZM142 68V67H141ZM157 67H156V69H158ZM61 69V70H60ZM142 69H144V68H142ZM150 68H148V70H149ZM153 69H154V67H153ZM160 69H161V67H160ZM167 69V68H166ZM199 69V68H198ZM203 68H201V70H202ZM212 69V68H211ZM138 70V69H137ZM152 70V69H151ZM197 70V69H196ZM208 70V69H207ZM206 70V71H207ZM210 70V69H209ZM218 70V69H217ZM72 71L73 72H75L76 71V69H72ZM128 70H126V72H127ZM145 71V70H144ZM158 71V70H157ZM165 71V70H164ZM214 71H215V69H214ZM1 72H0V75H1ZM64 74H63V73ZM128 72H130V71H128ZM208 72V71H207ZM219 71H217V73H218ZM7 74V71L6 72H4V74ZM66 73V74H65ZM134 73V72H133ZM140 73H142V72H140ZM158 73H159V71H158ZM168 73V72H167ZM216 73V74H217ZM219 73H221V70H220V72ZM68 74V75H69ZM132 74V73H131ZM165 74V73H164ZM199 74V73H198ZM214 74V73H213ZM157 75V74H156ZM168 75V74H167ZM201 74H199L198 76H200ZM33 76V74H31V77ZM37 76V75H36ZM129 76V75H128ZM159 76V75H158ZM162 76V75H161ZM0 77H2V76H0ZM69 77L71 78V76L69 75ZM127 77V76H126ZM133 77V76H132ZM168 77V76H167ZM167 77H165V78H167ZM170 77V76H169ZM256 76H255V74H253L252 73V75H251V78L250 79H252V80H250L249 82H246V83H244V84H242V85H240V83L237 81V75L236 76H234V74H231V80H229L228 81V83L230 82V84H232V86L231 87H233V88H238V87H240L241 86V89H243V90H245V91H248V93H246V94H244L241 98H239V99H237V100H233V98L231 99V98H229L228 97V95L230 96V94H228V93H230L229 91L230 90H228L229 88H227L228 86L227 85H229V87H230V84H228L227 83V85H226V83H225V86H226V88H227V93H224V94H219L220 93V91L222 92V88H220V87H222V86H224V82L222 83V82H220L221 84H223L222 86H219V88L221 89H219V92L218 93H216V90H214L215 88L211 85L212 83H210L209 81L210 80H208L209 78H208V76H205L204 78H208L207 80H208V82L210 83L209 85H211V87L209 86V89L208 90H210L209 91V93H210V95H207V94H205L204 92H200L199 90H197V92L194 90L193 91V88H192V90L191 89H188V90H186V88L184 89V88H182L181 86L180 87H177V89H178V91H176L177 93H176V95L178 96L176 99H174L173 101H170V104H167V105H169V107H172L173 106V102H175L176 100L178 101H182L183 103L182 104H180V106L181 107H174V109H172V110H169L170 112H168L167 110L169 109V107H168V109H167V105H166V109L164 108V104H165V102L164 103H161V104H163V105H160L161 106V108H160V110L161 111H151L150 110V108L149 109H145V111H144V113H143V115H144V117H143V120H141V121H138V123L137 124H135V126L133 127V125L131 126V128L130 129H132L130 132H125V131H123V132H118V131H121V129L122 128H117L118 126L116 125V128L117 129H119V130H117L116 131V128H114L115 130H113L112 129V126L111 125H113L115 122H117V121H119V120H121V121H123L124 119H127L126 121L130 124L131 122H136V118H137V114L132 118V116H131V114L134 112V111H132V110H130L129 111V113H124V112H120L119 113V110H118V112H115L116 111V109H115V111L113 112V111H111L110 112V114L108 115V116H105V114L106 113H99L100 115H99V117L100 118H97V119H101V121H103L101 124L102 125H94L93 124V122H96L95 120H96V116L95 115H90V114H92V113H94V114H97L98 112H100V111H98L97 113H95L96 111H92L91 110V113L90 114H88L87 116H86V130H88V128H89V130H88V132L85 134V135H83V137H81V139L82 138H85V139H82V142L84 143V146H83V148H82V150H76L75 152H73V153H70V155L69 156H72V157H74V159L77 157L78 159H79V157H83V158H93L94 160H96V162H93V166H96V165H98V166H96V167H94V168H96V169H93V170H97V167L100 169L99 171V179H97V180H99L98 182L101 184V186L102 187H104L105 188V190H106V192L109 194V195H112L113 193H115V196H116V200H115V205H116V207L118 208L121 204H123L128 198H131V197H133V195H132V193L133 192H136V194H139L140 192H138L137 191V186L135 185V177L132 179V182H131V184H129V185H127V188H125L124 187V183H123V176H125V175H127L126 174V172H125V170L121 167V164H120V158L123 156V158H124V160H125V162H127V161H129V160H131V161H133L134 163L136 162V161H138V162H140V163H143V161L141 160V157L143 158L144 156H146V157H150L149 156V154L151 153V152H154V151H156V150H158V152L159 151H161V150H163L164 148H166V147H168V146H172V147H174L175 148V146H177V145H185V146H187V147H189V148H191V149H200V147H201V145H204V146H207V148L208 149H210V141H209V138H212L213 137V135L215 134V132H219V131H221L222 130V128H219L218 126H221V125H228V124H231V125H234L233 124V121H235V123H240V124H242V123H244V122H247V123H249L250 122V120H252V119H254V118H251V106H250V99H249V97L252 95V94H254V96H253V98H255V97H257V95H256V93L254 92L253 93V91H255V89H254V87L255 86H252L253 84H251L252 83V81H254V80H256V78H255ZM3 78V82H4V80H6V78H4V77H2ZM155 78V77H154ZM156 78H157V76H156ZM162 78V77H161ZM164 78V79H165ZM173 78V77H172ZM217 78V77H216ZM9 79V78H8ZM32 80L33 79V77L32 78H27V80ZM129 79H133V80H135L134 78H130L129 77ZM167 79H169V78H167ZM11 81L13 80V79H10ZM18 80V79H17ZM24 80H25V78H24ZM36 80V79H35ZM127 80V79H126ZM142 80V79H141ZM206 80V79H205ZM19 81V80H18ZM39 81V80H38ZM70 81H73V80H70ZM143 81V80H142ZM171 81V80H170ZM231 81H232V83H231ZM6 82V81H5ZM8 82V81H7ZM13 82L14 81H12V83L9 81V83H11V84H13ZM188 82V81H187ZM213 82V81H212ZM17 83V82H16ZM15 83V84H16ZM24 83V82H23ZM72 83V82H71ZM75 83V82H74ZM158 83V82H157ZM182 83V82H181ZM214 83H215V81H214ZM220 83H217V84H219L220 85ZM26 84V83H25ZM34 84V85H35ZM118 84H121V83H118ZM131 84H132V82H131ZM131 84H129L130 86H131ZM199 84V83H198ZM19 85V84H18ZM21 85V84H20ZM29 85V84H28ZM113 85V84H112ZM116 85V84H115ZM115 85H113V87L115 86ZM127 85V84H126ZM206 85H208V83L206 84ZM215 85V84H214ZM5 86H7V84L5 85ZM11 86V85H10ZM9 85H8V88L10 87ZM13 86V85H12ZM11 86V87H12ZM118 86V85H117ZM116 86V87H117ZM120 86H122V84L120 85ZM130 86H128V87H130ZM183 86V85H182ZM217 87H218V85H216ZM225 86H224V88H223V92H224V89H225V91H226V88H225ZM1 87V86H0ZM4 87V86H3ZM10 87V88H11ZM20 87V86H19ZM30 87H32V86H30ZM29 87V89H31L30 90V92L32 93V88H30ZM36 87V88H35ZM75 87V86H74ZM112 87V86H111ZM127 87V86H126ZM172 87H173V85H172ZM171 87V88H172ZM191 87V86H190ZM16 88V87H15ZM123 88V87H122ZM132 88V87H131ZM189 88V87H188ZM203 88V87H202ZM201 88V89H202ZM204 88H207V87H204ZM214 88V89H213ZM3 89V88H2ZM5 89V88H4ZM3 89V90H4ZM21 89V88H20ZM112 89V88H111ZM110 89V90H111ZM128 89V88H127ZM152 89V88H151ZM175 88H173V90H174ZM211 89H213L214 91H215V94L216 95H218V97L216 96V97H213L212 96V94L211 93H213L214 91L213 90H211ZM230 89H232V88H230ZM3 90H1V91H3ZM19 90V89H18ZM23 90H26V89H23ZM28 90V89H27ZM107 90V89H106ZM105 90V91H106ZM123 90V89H122ZM126 90V89H125ZM207 90V91H208ZM14 91V90H13ZM16 91V90H15ZM14 91V93H16ZM34 91V90H33ZM114 91V90H113ZM117 91H118V89H117ZM120 91V90H119ZM124 91V90H123ZM132 91H136V89L135 90H132ZM131 91V92H132ZM139 91H141L140 89H139ZM138 91V92H139ZM199 91V92H198ZM207 91H205V92H207ZM232 91V90H231ZM256 91H257V89H256ZM4 92H5V90H4ZM4 92H2V93H4ZM7 92H9V91H6L5 92V95L4 96H6V94H7ZM18 93H19V91H17ZM21 92V91H20ZM30 92H28L29 94H28V96H30ZM107 92V91H106ZM109 92V91H108ZM125 92V91H124ZM128 92V91H127ZM130 92V93H131ZM2 93H0V95L2 94ZM10 93H11V91H10ZM13 93V92H12ZM21 93H23V91L21 92ZM25 93H26V91H25ZM23 94V95H25L26 96V94ZM112 93V92H111ZM123 93V92H122ZM137 93V92H136ZM141 93V92H140ZM148 92H146V94H147ZM109 93H107L106 94V96L108 95ZM133 94H134V92H133ZM156 94V93H155ZM3 95V94H2ZM11 95V94H10ZM21 95V94H20ZM18 96V98H20L21 96ZM33 94H32V97L34 96ZM115 95V94H114ZM118 97H121L122 95L121 94H116ZM121 95V96H120ZM125 96H126V94H124ZM136 95V94H135ZM134 95V96H135ZM167 95V94H166ZM213 95H214V93H213ZM219 95H221L220 97H219ZM9 96V95H8ZM14 96V95H13ZM12 96V98H15L16 99V96L15 97H13ZM110 96V94L107 96V97H109ZM111 96H112V94H111ZM143 96V95H142ZM215 96V95H214ZM233 96V95H232ZM2 97V96H1ZM7 97V96H6ZM10 97V96H9ZM9 97H7V98H9ZM31 97V96H30ZM122 97H124V96H122ZM136 97V96H135ZM11 98V97H10ZM21 98H23V96L21 97ZM20 98V99H21ZM27 98V97H26ZM114 98V97H113ZM115 98H117V97H115ZM127 98H130V95H129V97H127ZM131 98H132V96H131ZM130 98V99H131ZM134 98V97H133ZM137 98V97H136ZM136 98H134V103H135V101H137V100H135ZM236 98V97H235ZM19 99V100H20ZM24 99V98H23ZM23 99H21V100H23ZM96 99H100L98 96L96 97ZM109 99H110V97H109ZM164 99H166V98H164ZM247 99H249V100H247ZM16 100H18V99H16ZM18 100V101H19ZM45 100H47V99H44V101ZM112 100V99H111ZM117 100V99H116ZM120 99H118V101H119ZM254 99H251V103H252V101H253ZM54 101V102H53ZM112 101H114L115 102V104L117 103L116 101H115V99L114 100H112ZM132 101V100H131ZM130 101V102H131ZM143 100H141V102H142ZM224 101V103H222ZM46 102H47V104L48 105H50V103H49V101H45V105H44V107L45 108H49L48 107V105L46 104ZM109 102V101H108ZM121 102V101H120ZM129 102V104L128 105H130L131 103ZM140 102V99H139V101L137 102V103H139ZM228 102V105H227V107H226V103ZM254 102V101H253ZM13 103H14V101H13ZM18 103H20V102H18ZM105 103H106V101L104 102V107H105ZM113 103V102H112ZM121 103H123V102H121ZM127 103H128V99H127ZM167 103V102H166ZM169 103V102H168ZM12 104V103H11ZM107 104V103H106ZM140 104V103H139ZM21 105V104H20ZM41 105V106H42ZM96 105V104H95ZM98 105V104H97ZM102 105V104H101ZM111 105V104H110ZM112 105H114V104H112ZM132 106H134L133 104H131ZM142 105V104H141ZM252 105V104H251ZM253 105H255V104H253ZM2 106V105H1ZM22 106V107H21ZM20 106V108L21 109H19V111H20V113H22V111L23 112H25L24 110L25 109H23L22 110V108H23V104ZM37 106V107H38ZM52 106L49 108V109H53L52 108ZM107 106V105H106ZM116 106V105H115ZM114 106V107H115ZM158 106V105H157ZM94 107V106H93ZM103 107V108H104ZM121 107V106H120ZM125 107V106H124ZM123 107V108H124ZM128 107V106H127ZM126 107V108H127ZM214 107V109H211V108H213ZM225 108V109H222V108ZM256 107V106H255ZM6 108V107H5ZM4 108V109H5ZM9 108V107H8ZM19 108V107H18ZM25 108V107H24ZM106 108V107H105ZM125 108V109H126ZM131 108H133V107H131ZM254 108V107H253ZM3 109V110H4ZM33 109V111H35ZM40 109L42 110V109H44V108H36V111L37 112H35V114L39 117V114H41L39 111H40ZM96 109H98V108H96ZM95 109V110H96ZM99 109H101V107L99 108ZM143 109V108H142ZM219 109H221V110H224V111H221V112H218V110ZM1 110V109H0ZM8 110V109H7ZM6 110V111H7ZM12 109H10V111H11ZM17 110L18 109H15L14 108V111L15 112H17ZM27 110V109H26ZM30 109H28L27 110V112L29 111ZM113 110V109H112ZM13 111V110H12ZM11 112L10 114H12V113H15V112ZM43 111V110H42ZM45 111H47V110H45ZM106 111V110H105ZM104 111V112H105ZM107 111H108V109H107ZM106 111V112H107ZM220 111V110H219ZM242 111H244L245 113L243 114V113H241V114H239V112H242ZM8 112H9V110H8ZM38 112H39V114H38ZM48 112V111H47ZM61 112H62V109H61ZM109 112V111H108ZM141 112V111H140ZM45 113V112H44ZM48 113H50V112H48ZM121 113H122V115L124 116V114L125 115H127V117L125 116V118L123 119H121L120 118V115H121ZM124 113V114H123ZM262 114H263V112H261ZM47 114V113H46ZM165 114V115H164ZM262 114H259L260 116L262 115ZM1 115H2V112H0V128H3V127H5V122H4V120L1 118ZM142 115V116H143ZM249 115H251L250 117H249ZM16 116V115H15ZM45 116V115H44ZM46 116H48V114L46 115ZM50 116V115H49ZM91 116V117H90ZM138 116H139V114H138ZM160 116H162L161 118H160ZM254 116V115H253ZM256 116V115H255ZM122 117V116H121ZM11 118V117H10ZM156 118H160L159 120H157L156 121ZM258 118V117H257ZM261 118V117H260ZM12 119H13V116H12ZM11 119V120H12ZM15 119V118H14ZM43 119H45V117L43 118ZM256 119V118H255ZM20 120V119H19ZM140 120V119H139ZM259 121H261V119H258ZM13 121V120H12ZM22 120H20V122H21ZM45 121V120H44ZM47 121H48V119H47ZM262 121L264 122V117H262ZM15 122V121H14ZM28 122V121H27ZM27 122H25V121H23V123L22 124H24L23 125V131H21V132H27L29 135H31V136H33L34 138L35 137H37V136H39L40 134H41V130H42V127L43 128H47V127H49V123L51 122V121H48V122H46L47 123V125L43 122V125H41V120L40 119H36V120H30V122L29 123H27ZM98 122V121H97ZM90 123H92V124H90ZM10 124V123H9ZM16 124V123H15ZM63 124V123H62ZM133 124V123H132ZM257 124V123H256ZM111 126V131L109 130V128L107 129V127L108 126ZM131 125V124H130ZM129 125V126H130ZM20 126V125H19ZM22 126V125H21ZM33 126L35 127L34 128V131L32 132V130H33ZM56 126H58V123L56 124V125H54L53 126V130H54V127H56ZM107 126V127H106ZM120 126H122L123 127V125H120ZM15 127V126H14ZM99 128V127H106V131L108 132L107 134H110L109 136H110V138L108 139V140H106L105 138H103V139H105V140H103V141H101V140H99V145H101V147H103L102 149H104V152L106 153V154H104V152H102V155H100V153H99V151H97L96 152V154H94V151H92L91 149L92 148H94L93 146L94 145H96V144H94V145H92V143L94 142V139H93V137H92V134H91V132L95 129V128ZM17 128H20V127H18L17 126ZM56 129V128H55ZM9 127H8V130H7V128H6V131H8L9 132ZM123 130H124V127H123ZM5 131V129L3 130V129H0V162L2 161V160H7L8 161V165L11 167V165L13 166L14 165V163L12 162V161H14V160H12V161H10L9 160V158L11 157L10 155H9V152L11 151H13V149H14V147H13V149H11V143H10V136H11V132H10V135H8L7 133H2V132H4ZM5 131V132H6ZM58 130H56V132L54 133V135H56L57 136V133L59 132V134H60V131H58ZM95 131V130H94ZM98 131V130H97ZM101 131V130H100ZM103 131L104 132H106L104 129H103ZM110 131V132H109ZM20 132V131H19ZM14 134V133H13ZM12 134V135H13ZM99 134H100V132H99ZM102 134V133H101ZM105 133H103V135H104ZM106 134V135H107ZM97 135V134H96ZM15 136V135H14ZM95 136V135H94ZM16 137V136H15ZM14 137V138H15ZM58 137V136H57ZM13 138V137H12ZM98 138H99V136H98ZM95 139H97V138H95ZM13 140V139H12ZM15 140V139H14ZM56 140V139H55ZM83 140H85V141H83ZM125 140H127L128 141V144L126 145L125 143H124V141ZM16 142H17V139L15 140ZM46 141H48V140H45V142ZM98 141V140H97ZM96 141V142H97ZM100 141H101V144H100ZM12 142V141H11ZM19 142V141H18ZM20 143V142H19ZM98 143V142H97ZM59 145H61V142H60V144ZM63 146V145H62ZM66 146V145H65ZM23 148V147H22ZM21 148V151L23 152V149ZM100 148V147H99ZM9 149V150H8ZM61 149L63 150V151H60L59 153H60V155L61 154H64V153H66V150H64V148H62L61 147ZM132 149V150H131ZM14 151H15V149H14ZM16 151H18V150H16ZM157 152V151H156ZM98 153V154H97ZM165 153V152H164ZM104 154V155H103ZM12 155V154H11ZM100 155V156H99ZM13 157H15L14 155H12ZM17 156V155H16ZM20 156V155H19ZM19 156H17V157H19ZM94 156H95V158H94ZM186 156V155H185ZM184 156V157H185ZM61 157V156H60ZM171 157H174V156H171ZM16 158V157H15ZM20 158V157H19ZM23 158V157H22ZM82 158V160H85V159H83ZM60 159V158H59ZM62 159H63V157H62ZM65 159V158H64ZM73 159V158H72ZM93 159L91 160V161H93ZM18 160V159H17ZM76 160V159H75ZM105 160H107L108 162H107V164H105L104 162H105ZM230 160V159H229ZM59 162H61L60 160H58ZM15 162V161H14ZM98 162V164H96ZM3 163V161L1 162V164ZM21 163H22V161H21ZM43 163L45 164V168H47V164H46V162L45 161H43ZM90 163V160L88 161V159L87 160H85L84 161V164H83V166H82V164L80 163V162H78V164L80 165L81 164V167L79 166V165H77V168L79 169H77L76 167L74 168V170L75 169H77L78 171H80V169L82 168V170L79 172L80 173V175L81 174H83V173H85V170H84V168L88 165ZM94 163L96 164V165H94ZM148 163V162H147ZM147 163H145V164H147ZM223 163V162H222ZM61 164V163H60ZM66 165V164H65ZM68 165V167H69V164H67ZM67 165H66V168H67ZM90 165H91V163L89 164V167H90ZM16 166V168L14 169V166L13 167H11V169L13 168V170H12V173H15L14 175H17L18 174V170H17V166H19L18 164L17 165H15ZM61 166V165H60ZM59 166V168L61 169V170H63L62 169V166L60 167ZM85 166V167H84ZM93 166L91 165V167L93 168ZM131 165H129V167H130ZM223 166V165H222ZM249 166V165H248ZM73 167V166H72ZM80 167V168H79ZM84 167V168H83ZM88 167V166H87ZM146 167V166H145ZM180 167H182V165L180 166ZM71 168V167H70ZM92 168H85L86 169V171H88L87 173L88 174H86L85 173V175H86V177L90 174V176H88L89 178V180H90V178H91V174H92V172H93V170H92ZM176 168V167H175ZM89 169H91V170H89ZM223 169H224V167H223ZM60 170V171H61ZM73 170V171H74ZM83 170H84V172H83ZM49 171V170H48ZM67 171H68V168H67ZM65 172V171H64ZM63 172V173H64ZM69 172V171H68ZM68 172H67V174H68ZM71 172V173H70ZM70 174H73L72 173V171H71V169H70ZM83 172V173H82ZM91 172V173H90ZM56 173H58V171L56 172ZM60 173V172H59ZM76 173V171H74V174L72 175V176H74L75 177V180H76V177L78 176L77 175V173ZM110 173V174H109ZM66 174V173H65ZM64 174V175H65ZM69 174V175H70ZM57 175V174H56ZM77 175V176H76ZM79 175V176H80ZM84 175V176H85ZM84 176H80V180H82L81 179V177L83 178ZM74 177H71L72 179L74 178ZM84 178V180L85 179H87V178ZM97 177V178H98ZM58 178V177H57ZM61 178H65L66 179V176L65 177H60V180H61ZM70 178V177H69ZM67 179H68V177H67ZM66 179V180H67ZM87 179V180H88ZM92 179V178H91ZM188 179V178H187ZM74 180V179H73ZM74 180V181H75ZM86 180V181H87ZM88 180V181H89ZM204 180V179H203ZM25 181V180H24ZM45 181H47L46 179H45ZM57 181H59V178L58 179H56V181L55 182H57ZM63 181V180H62ZM65 181V180H64ZM69 181H70V179H69ZM83 181V180H82ZM87 181V182H88ZM26 182V181H25ZM73 182V181H72ZM76 182V181H75ZM81 182V181H80ZM192 182V181H191ZM46 183V182H45ZM60 183H61V181H60ZM63 183H66V187H67V181H65V182H63ZM62 183V184H63ZM74 183V182H73ZM82 183V182H81ZM26 184V183H25ZM57 183H55V185H56ZM82 184H84V183H82ZM195 184V183H194ZM197 184V183H196ZM212 184V183H211ZM45 185V184H44ZM49 185H51V184H49ZM71 185V184H70ZM75 186H77L78 187V184H74ZM86 185H87V183H86ZM60 186V185H59ZM58 186V187H59ZM72 186V185H71ZM74 186V187H75ZM81 186V185H80ZM80 186L78 187V189L80 188ZM47 187V186H46ZM50 187V186H49ZM53 187V186H52ZM63 187H64V184H63ZM69 188H71L70 186H68ZM67 187V188H68ZM93 192H95V193H98V190L95 188V185H93ZM68 188V189H69ZM72 188H73V186H72ZM71 188V189H72ZM76 188V187H75ZM74 188V191L77 189H75ZM83 188V187H82ZM204 188V187H203ZM55 189V188H54ZM53 189V190H54ZM78 189L76 190V192L78 191ZM85 189V188H84ZM83 189V190H84ZM61 190V189H60ZM79 190H81V188L79 189ZM55 191H56V189H55ZM71 191H73V189L72 190H70L69 192H71ZM73 191V192H74ZM208 191V190H207ZM59 192H61V191H59ZM65 192H67L68 193V191H66V190H64V193ZM72 192V193H73ZM80 192V191H79ZM79 192H77L78 194V196H77V198L74 196V199L76 200V202H78L79 204L80 203H82L84 200H83V198L84 197H86L85 195H84V197L83 198H81L80 196H79ZM86 192V191H85ZM217 190L215 189L213 192H211V194L214 196V195H216L217 196ZM240 192V191H239ZM196 193V192H195ZM200 193V192H199ZM205 193H207V192H205ZM56 195H58L57 194V192L55 193ZM99 194V193H98ZM202 194V193H201ZM31 195V194H30ZM66 195V194H65ZM75 195V194H74ZM96 195V194H95ZM94 195V196H95ZM211 195V196H212ZM235 195V194H234ZM204 198L203 199H201L202 200V202H204L205 200L207 201V199H206V197H205V194H203L202 195ZM238 196L239 195H235L233 198H234V202H235V205H236V207H235V209L234 210H236V213L234 214V217L237 219V220H239V218H240V214H239V212H238V209H239V207L241 206V200L238 198ZM51 197V196H50ZM58 197V196H57ZM98 197V196H97ZM97 197H96V199H97ZM201 197V196H200ZM218 197V196H217ZM27 198V197H26ZM86 199V198H85ZM88 199V198H87ZM87 199H86V202H87ZM95 197L93 198V199H91L92 201H91V203L92 204H90V205H93V203L95 202ZM193 199V198H192ZM210 198H208V200H209ZM216 199V198H215ZM215 199H213V198H211V200H210V202H207L206 204H207V206L208 207H210V206H212V205H214V206H217V201L215 200ZM94 200V201H93ZM190 200V199H189ZM194 200V199H193ZM60 201V200H59ZM128 201V200H127ZM86 202H84V204H86ZM88 202H89V200H88ZM198 202V201H197ZM90 203V202H89ZM88 203V204H89ZM215 203H216V205H215ZM60 204V203H59ZM83 204V205H84ZM88 204H87V206H88ZM95 204V203H94ZM201 204V203H200ZM220 204H221V210H220V208H219V206H220ZM220 204H219V206H217L218 207V210H220V212L218 213V215L217 216H215V217H211V220H209V222H208V224H207V226H205L204 227V232L206 231V235L204 234V241L203 240H201L200 242H202L203 243V246H202V248L203 249H207L208 247H210V248H212V247H216L217 246V243H218V236L217 237H213L214 235H216V233L214 234V230L215 229H212V226L213 225H216V227L218 226V224L222 221H225V220H229V217H230V214L229 213H231V211L229 212V209H230V207L231 206H229V204L228 203H226V202H220ZM89 205V206H90ZM118 205V206H117ZM202 205V204H201ZM61 205H54V207L52 208V212H55V214H54V216L55 217H57V219H59L60 217L61 218H65V217H67V214H66V212H64L63 210V208H62V206L60 207ZM48 207V206H47ZM92 207H94V205L92 206ZM194 207V206H193ZM216 207V208H217ZM147 210L148 211H151V209H150V207L149 206H147ZM160 208V207H159ZM207 208V207H206ZM232 208V207H231ZM66 209V208H65ZM158 209V208H157ZM169 209H171V207L169 208ZM205 209V208H204ZM208 209V208H207ZM24 209H22V211H23ZM48 210H50V208H48ZM67 210V209H66ZM203 210V209H202ZM63 211V212H62ZM50 212V211H49ZM24 213L26 214V212L24 211ZM39 213H40V215L41 216H43L44 215V213H43V211H42V209H40L39 210ZM51 213V212H50ZM170 213H171V211L168 213V215H170ZM19 214V212H16L15 213V215H18ZM124 214V213H123ZM145 214V213H144ZM188 214V213H187ZM53 215V214H52ZM131 215V214H130ZM48 216L50 217L51 215L50 214H48ZM128 216V215H127ZM134 216H135V214H134ZM147 216V215H146ZM158 216V215H157ZM201 216V215H200ZM233 216V215H232ZM53 217V216H52ZM59 217V218H58ZM135 217H137V216H135ZM143 217V216H142ZM156 217V216H155ZM163 217H164V213H163ZM54 218V217H53ZM52 218V219H53ZM152 218V217H151ZM154 218V217H153ZM182 218V217H181ZM232 218V217H231ZM51 219V220H52ZM145 219V218H144ZM234 219V218H233ZM56 219H54L53 221H55ZM231 220V219H230ZM246 220V219H245ZM57 221V220H56ZM192 221V220H191ZM134 222V221H133ZM148 222V221H147ZM151 222V221H150ZM158 222V223H157ZM131 223V222H130ZM149 223V222H148ZM144 224V225H141L142 226V231L141 232H145L146 231V233H148V230L150 231V230H153L154 231V225H157L159 228H161V230L163 229L164 231H165V234L166 235H168V231H167V228H166V224H165V222H164V218H161V216L160 217H158V220L156 219V223H155V221L153 222L154 224ZM131 224H133V223H131ZM136 224V223H135ZM138 224H140V222H138L137 223V225ZM222 224V223H221ZM139 226V225H138ZM220 226V225H219ZM218 226V227H219ZM134 227H136L134 224L131 226V228L129 229L128 227H127V225H125L124 227H123V229H128V230H125L126 232L127 231H130L132 234H134L133 235V239H135V241L137 242L138 240V237H136L135 235H136V233L138 234V232H140L139 231V229H138V232H137V228H135L134 229ZM222 227V226H221ZM220 227V228H221ZM253 227V226H252ZM223 228V227H222ZM133 229H134V231H133ZM180 230H181V228H180ZM182 230H184L183 228H182ZM223 230L224 229H222V232H223ZM183 232H185V231H182V233ZM187 232V231H186ZM185 232V233H186ZM195 232V231H194ZM180 233V232H179ZM218 233V232H217ZM198 234V233H197ZM144 235H145V233H144ZM174 235V234H173ZM200 235V234H199ZM185 236V235H184ZM196 236V235H195ZM136 237V238H135ZM190 237V236H189ZM192 237H193V235H192ZM197 237V236H196ZM195 237V238H196ZM172 238L174 239V237L172 236ZM172 238H170V239H172ZM182 238V237H181ZM194 238V237H193ZM184 239V238H183ZM188 239V238H187ZM175 240V239H174ZM176 241V240H175ZM191 241V240H190ZM192 241H194L193 239H192ZM176 242H174L173 244H175ZM179 243V242H178ZM193 244V243H192ZM142 245H143V260H144V262H145V264H147L146 262V260L148 259V260H150L149 258H154V257H158V254H157V251L159 250V247H161V244H160V241H158L154 236H152L151 235V232L150 233H148L147 235H146V238H143V241H142ZM198 245V244H197ZM201 245V244H200ZM183 246V245H182ZM181 246V247H182ZM184 247V246H183ZM167 249V248H166ZM196 251V250H195ZM161 252V251H160ZM159 252V253H160ZM164 252H166V251H164ZM210 253V252H209ZM166 254V253H165ZM150 256H152V257H150ZM177 256V255H176ZM184 256V255H183ZM178 258V257H177ZM176 258V259H177ZM175 259V260H176ZM264 260V259H263ZM162 261H163V259H162ZM151 262V261H150ZM152 262H154V260L152 261ZM180 262H182L181 260H180ZM263 261H260V263H262ZM75 263H76V261H75ZM163 263V262H162ZM191 264H193L192 262H191Z\"/></svg>","mask_w":264,"mask_h":264}]
</instances>
